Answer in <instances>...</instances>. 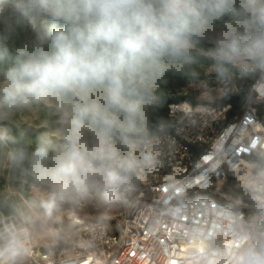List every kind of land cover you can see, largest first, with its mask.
Instances as JSON below:
<instances>
[{
	"label": "clouds",
	"instance_id": "clouds-1",
	"mask_svg": "<svg viewBox=\"0 0 264 264\" xmlns=\"http://www.w3.org/2000/svg\"><path fill=\"white\" fill-rule=\"evenodd\" d=\"M230 13L209 53L212 71L224 77L231 66L264 69V0H0V39L25 29L39 35L40 23H50L42 45L23 41L6 68L8 50L0 48V111L53 101L62 111V148L42 138L30 150L13 139L6 154L11 167L49 189L42 219L90 183L109 194L131 185L148 162L141 149L150 86L187 63L194 44ZM8 138L0 129V139ZM192 240L202 264H264V243L252 236L230 251L200 233ZM26 244V231L8 229L0 264H17Z\"/></svg>",
	"mask_w": 264,
	"mask_h": 264
},
{
	"label": "built area",
	"instance_id": "built-area-1",
	"mask_svg": "<svg viewBox=\"0 0 264 264\" xmlns=\"http://www.w3.org/2000/svg\"><path fill=\"white\" fill-rule=\"evenodd\" d=\"M212 66L191 83L201 99L170 102L164 120L145 123L148 162L113 223L74 218L48 247L27 233L19 264H202L194 233L225 251L264 238V69L249 77L231 66L222 77ZM10 228L0 213V245Z\"/></svg>",
	"mask_w": 264,
	"mask_h": 264
},
{
	"label": "rangeland",
	"instance_id": "rangeland-1",
	"mask_svg": "<svg viewBox=\"0 0 264 264\" xmlns=\"http://www.w3.org/2000/svg\"><path fill=\"white\" fill-rule=\"evenodd\" d=\"M48 24L40 23L39 35L31 29H25L19 30L13 37L0 39V48L8 50L4 67L8 66L11 59L9 51L16 53V48L23 41L31 40L38 46L42 45L41 37L47 33ZM224 24H215L205 37L194 44L187 63L170 67L153 82L146 101L145 123L163 120L162 111L167 108L166 101L170 103L177 99H201V88L197 83H191L211 72L209 66L214 60L209 53L216 48ZM0 79H3L2 72ZM210 100L213 101L212 98ZM61 119L62 111L55 101L49 104H29L11 113L0 111V129H6L9 137L6 140L0 139V213L9 217L17 230L26 231L35 244L44 247L58 242L62 232L72 225L74 218L97 220L111 225L115 215L125 207L129 198L126 188L109 194L90 183L74 202L58 201L50 217L42 219L45 213L42 203L47 201L49 189L38 186L29 176L11 167L6 154L15 146L13 139L25 143L30 150L42 138L48 139L54 148H62L63 141L56 135ZM25 216L31 217V223L25 221ZM255 242L264 243V238L259 237Z\"/></svg>",
	"mask_w": 264,
	"mask_h": 264
},
{
	"label": "trees",
	"instance_id": "trees-1",
	"mask_svg": "<svg viewBox=\"0 0 264 264\" xmlns=\"http://www.w3.org/2000/svg\"><path fill=\"white\" fill-rule=\"evenodd\" d=\"M232 15H233L232 13L226 15V16L223 18L222 21H217L216 24H224V23H226V22L231 18ZM62 26H63L62 24L57 25V27H62ZM49 27H50V23L48 24V29H49ZM197 45L199 46L200 44L197 43ZM9 52H10V58L14 57L15 54H16V53H14V52H12V51H9ZM213 64H214V61L212 62V65H213ZM254 69H255L254 67H250V68L246 69V71H247V75H248L249 77L252 76ZM153 94L157 95V93H153ZM240 99H241V95H239V96H235V97H232V98H229V99L227 98V99H225L222 103L230 102V103H232V104L239 105ZM181 100H182V99H181ZM176 101H180V99H177ZM165 103H166V105H167V104H168V101H166ZM166 111H167V108L164 109V110L162 111L163 120H164L165 117H166ZM15 133H16V136H17L18 131H16Z\"/></svg>",
	"mask_w": 264,
	"mask_h": 264
}]
</instances>
